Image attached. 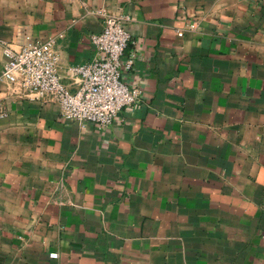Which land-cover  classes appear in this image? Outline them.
Returning <instances> with one entry per match:
<instances>
[{
    "label": "crops",
    "instance_id": "crops-1",
    "mask_svg": "<svg viewBox=\"0 0 264 264\" xmlns=\"http://www.w3.org/2000/svg\"><path fill=\"white\" fill-rule=\"evenodd\" d=\"M101 9L141 91L106 129L4 81L0 49V264H264V0H0V37H54L67 77Z\"/></svg>",
    "mask_w": 264,
    "mask_h": 264
},
{
    "label": "built area",
    "instance_id": "built-area-1",
    "mask_svg": "<svg viewBox=\"0 0 264 264\" xmlns=\"http://www.w3.org/2000/svg\"><path fill=\"white\" fill-rule=\"evenodd\" d=\"M95 12L103 16V27L91 37L95 48L91 60L69 66L65 77L60 71L54 37L44 40L27 37L20 47L0 37L5 59L2 79L19 84L32 100L55 99L66 120L91 122L99 129H106L124 107L138 103L141 91L122 79V71L131 69L136 58L133 52L122 60L131 41L124 22L129 18L109 14L104 9ZM197 28L198 21L193 20L178 29L177 34L182 37L186 31ZM58 256V252L50 253L51 258Z\"/></svg>",
    "mask_w": 264,
    "mask_h": 264
}]
</instances>
